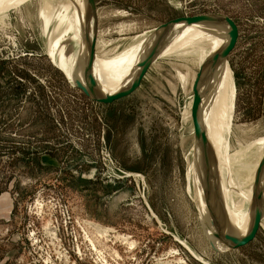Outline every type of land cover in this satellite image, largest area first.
<instances>
[{"label":"rangeland","instance_id":"1","mask_svg":"<svg viewBox=\"0 0 264 264\" xmlns=\"http://www.w3.org/2000/svg\"><path fill=\"white\" fill-rule=\"evenodd\" d=\"M94 1L106 64L177 16L230 18L236 104L224 156L264 138V0ZM13 4L0 12V264H264V218L249 244L216 250L188 175L199 60L159 56L132 94L95 103L58 64L60 48L49 52L73 31L41 0Z\"/></svg>","mask_w":264,"mask_h":264},{"label":"bare ground","instance_id":"2","mask_svg":"<svg viewBox=\"0 0 264 264\" xmlns=\"http://www.w3.org/2000/svg\"><path fill=\"white\" fill-rule=\"evenodd\" d=\"M13 2V5H17L23 0H0V12L6 10ZM41 2L43 9L49 15L55 12L52 21L58 20L64 25V33L69 30L73 31L72 37L66 33L52 41L49 44V52L54 55L52 49L60 48L58 51L63 54L62 61L64 64L59 63L60 61L58 64L65 69L70 80L73 81L74 78L78 77L88 85L89 43L86 31L92 19L94 21L93 11H91L92 14L88 12L85 0H41ZM203 16L216 20L222 19V15L217 14ZM178 29L182 30L178 32ZM176 32L178 33L176 34ZM67 36L75 43L72 44L73 42L71 43ZM66 38L65 43L60 41ZM154 39L155 30L149 40L147 39L143 44L141 42L135 46L127 47L125 52L120 53L116 60L107 64L95 55L93 67L94 69L97 68L100 74V79L94 78L92 75L95 95L108 97L133 83L144 64L145 55L150 50ZM229 40L230 31L228 27H205L196 23H180L172 26L166 32L156 58L171 52L179 53V55L180 53L182 55L187 54V58L199 60L201 68L206 67L208 69L224 50ZM79 45H81V50ZM78 52L79 55L75 58ZM71 54H75V56L69 60ZM216 66H212L209 74L202 76L200 85L202 96L198 110V122L202 127L203 145L207 156V168L211 176L208 180L206 169L196 147L195 161L190 164L188 175L192 178L195 170L197 176V185L194 184L196 196L201 205L204 223L208 226L205 225L207 234L211 236L214 245H224L213 237L211 231L213 228L215 232L226 238L227 243H230L246 237L253 226L257 202V190L254 183L256 176L259 180V190L264 184V138L246 144L232 155L227 153L229 155L224 156V152L228 149L227 137H229L228 134L232 128L236 104V86L228 66V59ZM193 99L190 103L191 107L193 106ZM224 168L230 169L229 172L231 171L233 174V177L230 176L231 183L236 186H233V191L226 187L224 182L222 184L224 178L222 170ZM219 173L221 174L219 175ZM207 193L212 196L209 197L211 201L207 200ZM218 202L221 205H218Z\"/></svg>","mask_w":264,"mask_h":264},{"label":"water","instance_id":"3","mask_svg":"<svg viewBox=\"0 0 264 264\" xmlns=\"http://www.w3.org/2000/svg\"><path fill=\"white\" fill-rule=\"evenodd\" d=\"M85 1L88 7V12L92 14L91 11H93L94 13V21L92 19L86 31L87 40L89 43V55H88L89 81H88V85H86L84 82L78 79V77H76L73 80V84L77 88H79L90 101L95 102V103H101V104L112 103L136 91L138 87L141 85V82L143 78L145 77L148 69L150 68L152 63H154L156 56L158 54V50L160 48L161 42L166 32H168L172 26L180 24V23H188V24L196 23V24L203 25L205 27H208V26L228 27L230 31V40L228 44L226 45L224 50L220 53V55L213 61L210 68L206 69V67L205 68L202 67L199 70L198 77H197L198 79L196 78L197 80L193 86L194 87L193 88L194 99H193V106H192V120H193V127H194V150L196 147L201 157L202 164L204 168L206 169V177L209 180L210 171L207 168L208 163H207L206 151L203 145V131H202V127L200 126L198 122V110H199V105H200V98L202 96L200 85L202 81L201 80L202 76H204L205 74L206 75L209 74V70L212 68V66L214 67L216 65L218 66L223 60L228 59L230 53L234 49L236 42L238 40V29L235 23L225 15H222L221 20L211 19L203 15H180V16H177L175 18H172L162 23L161 25L155 28V39L153 41V44L150 47V50L145 55L144 64L142 68L140 69V72L137 78L135 79V81L131 83L125 89L119 92H116L115 94L111 96L100 97L98 95L97 96L95 95L94 87L92 86V75L94 72L93 65H94V57H95V47H96L97 34H98V14H97V8L95 5V1L94 0H85ZM202 170L204 172L203 168ZM254 183H255L256 190H257V194H256L257 202L255 206L254 223H253V226L249 234L242 239H236L234 241H231L230 243H227L225 237H222V235H220L218 232H213V237L217 238L218 242L221 244H224L227 249H237V248L246 246L256 237L258 233V230L261 224L262 214L264 212V184H263L262 189L259 190L260 187H259L258 176H256ZM209 197L210 195H208L207 193V199L211 201ZM204 224L206 225V223ZM210 243L213 248H215L216 250H220L217 247H215L212 240H210Z\"/></svg>","mask_w":264,"mask_h":264}]
</instances>
